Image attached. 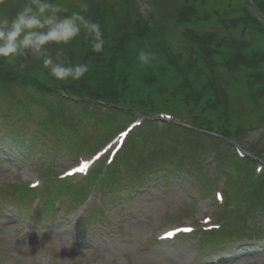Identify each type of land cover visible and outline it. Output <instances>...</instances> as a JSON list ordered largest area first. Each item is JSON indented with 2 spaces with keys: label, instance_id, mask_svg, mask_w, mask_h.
<instances>
[{
  "label": "rangeland",
  "instance_id": "1",
  "mask_svg": "<svg viewBox=\"0 0 264 264\" xmlns=\"http://www.w3.org/2000/svg\"><path fill=\"white\" fill-rule=\"evenodd\" d=\"M16 2H20L22 6L30 3L29 0ZM3 16L4 14H0V17ZM29 100L27 95L16 106L8 107L6 103H0V118L2 120L8 118L4 120L7 125L14 124L15 128L20 126L19 130L24 128L36 139L35 145L29 148L22 142L23 138H19L21 142L15 147L21 146L25 157L13 159L6 154L12 147L8 144L4 147L3 143L7 140L0 137V188L4 189L1 194L4 197L12 193L7 192L3 186L25 183L22 177H25L26 172L37 175V170L31 168H42L51 163L50 170H54V173L62 172L61 167L71 162L73 157H77L79 149L86 141L91 140L87 138L80 141L85 130L97 125L88 120L86 129L79 131L80 128L76 127L81 126V120L72 122L70 113L60 106L41 111ZM24 110L35 113L25 122L14 116ZM74 113L72 111V115ZM43 117L54 122L56 131L43 125ZM250 122L255 123V119H251ZM260 123L259 121L255 126H247L245 135L240 140L241 146L249 151L256 145H259L261 151L264 150V127ZM120 124L113 126L107 135ZM166 127L158 126L157 129L161 133L160 138L172 145L174 140L170 139L175 137V130ZM81 128L84 129V126ZM103 138L95 136L93 140L98 144ZM165 147L160 150L154 146H147L145 155L147 163L154 166V158L157 155L160 158L159 163H162L163 153L173 151L171 147L166 151ZM178 149L187 157L194 159L193 165L199 164L203 170L213 173L216 166L214 153L192 147L191 144L186 149L180 144ZM196 149L198 152H195ZM13 152L15 154L17 152L16 155L21 153L18 150ZM36 156L38 158H35ZM262 161L264 162V158ZM16 162L20 164L17 165ZM178 166L187 171L182 164ZM227 168L235 173L233 165L227 164ZM123 169H128L126 163ZM132 169L133 167L126 172L127 176L120 180L119 190L131 182L134 177L130 175ZM165 174L155 175L151 184L145 187L147 189L144 188L145 190L134 194L122 192L116 196L107 195L104 209L106 222L87 223L82 226L84 230L67 231L64 228L67 224L73 225L79 221L78 212L73 214L78 205L73 203L71 189H67L61 195L62 198L55 201L53 211H56V214L50 218L37 203L27 198L20 199V193L0 198V264H116L123 256L128 264H264V237H256L255 233L256 228L264 229V215L251 221L243 220L240 223L241 230L235 229L239 231L238 234H242L243 231L252 234L246 236L248 240H231L224 245L215 244L209 246L202 254H198L193 242H178L174 245L156 243L155 238L164 230L180 224L201 223L205 215L211 214L209 202L203 200L204 197H199L198 189L202 180L198 179V175L186 177L180 174L168 176L165 180ZM221 185L222 182L219 181V186ZM52 187V184L48 185V189L51 190ZM39 197L45 201L47 194L41 193ZM29 208L33 210L30 211ZM91 213L89 210L85 214V220L98 219L95 213Z\"/></svg>",
  "mask_w": 264,
  "mask_h": 264
},
{
  "label": "clouds",
  "instance_id": "2",
  "mask_svg": "<svg viewBox=\"0 0 264 264\" xmlns=\"http://www.w3.org/2000/svg\"><path fill=\"white\" fill-rule=\"evenodd\" d=\"M86 11L87 5L80 6ZM62 6L49 0H31L8 18L0 17V58L13 63L18 57L29 53L42 61V67L57 81H79L89 71L85 63L66 64L59 57L55 60L48 54L50 42L67 44L77 37L82 29L93 52L103 51L104 39L100 25L86 19L81 13L61 18ZM148 53L140 51L138 59L142 64L148 63Z\"/></svg>",
  "mask_w": 264,
  "mask_h": 264
},
{
  "label": "snow or ice",
  "instance_id": "3",
  "mask_svg": "<svg viewBox=\"0 0 264 264\" xmlns=\"http://www.w3.org/2000/svg\"><path fill=\"white\" fill-rule=\"evenodd\" d=\"M186 231H191V230L190 229H186ZM169 235H171V233Z\"/></svg>",
  "mask_w": 264,
  "mask_h": 264
}]
</instances>
